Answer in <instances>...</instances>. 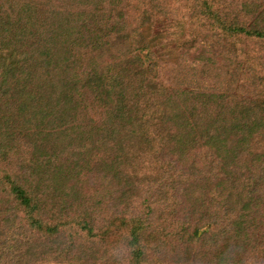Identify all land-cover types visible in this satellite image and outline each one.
Returning a JSON list of instances; mask_svg holds the SVG:
<instances>
[{
    "label": "trees",
    "instance_id": "16d2710c",
    "mask_svg": "<svg viewBox=\"0 0 264 264\" xmlns=\"http://www.w3.org/2000/svg\"><path fill=\"white\" fill-rule=\"evenodd\" d=\"M141 1L0 0V264H67L63 256L71 252L62 232L68 235L73 223L91 236V223L84 216L45 218L43 194L52 189L62 201L81 193L87 168L112 169L111 177L136 197L148 168L162 169L154 181L171 188L157 196L146 191L145 211L102 226V234L125 230L129 264H146L168 240H199L208 264H245L258 246L264 59L248 61L235 51L240 41L264 42L263 9L231 14L214 0H187L185 16L151 34L145 28L168 15L156 6L141 8ZM163 33L171 38L156 50ZM171 53L180 55V64L178 58L170 67ZM216 55L230 59L222 62L230 67L222 88ZM213 76L216 88L196 82ZM165 148L185 158L159 157ZM169 167L188 169L178 175ZM181 184L191 197L206 193L207 205L194 220L183 217L178 230L161 228L175 213L172 191ZM155 212L160 225L144 222ZM191 247V256L199 254Z\"/></svg>",
    "mask_w": 264,
    "mask_h": 264
},
{
    "label": "rangeland",
    "instance_id": "374dc122",
    "mask_svg": "<svg viewBox=\"0 0 264 264\" xmlns=\"http://www.w3.org/2000/svg\"><path fill=\"white\" fill-rule=\"evenodd\" d=\"M215 6L220 9V11H231V14L238 11H244L246 9L252 10L256 9L257 11H261L260 9H263V12L260 13L264 16V0H214ZM156 6L158 9L166 10V13L168 16L163 19L161 16L157 19V21L150 27L145 28L146 31L152 33H155L163 28H166L169 26H174L176 24L175 19L181 18L182 16L186 15V12H188V6H187V0H142L140 7L141 8H150ZM190 6V5H189ZM261 6V8H259ZM160 7V8H159ZM191 7V6H190ZM259 8V9H258ZM176 12V13H175ZM131 13V12H130ZM129 13V14H130ZM133 13V12H132ZM159 13L157 10L155 11V14ZM156 20V19H155ZM174 20V21H172ZM147 24V23H146ZM145 24V25H146ZM147 26V25H146ZM162 26V28H160ZM109 28V24H108ZM174 30L175 28L171 27L170 31ZM145 32V31H144ZM173 32V31H172ZM167 33V32H166ZM163 33L162 35H165L166 37L162 39H158L155 41V47L156 50H159L162 46L161 40L164 41L165 39L169 38V34ZM171 38V36H170ZM173 45V43L171 44ZM171 48V47H170ZM239 50L235 51L236 54H241L243 56V59L251 61V60H260L263 61L264 59V42L260 43H251L247 42L246 40L239 42ZM177 50V48H176ZM231 51V50H230ZM161 53L160 58L161 59H168L169 54H167V58H163L165 55V51H159ZM173 53V52H172ZM171 53V57L169 58L172 61V64H170V67H173L175 63L181 62V57L179 54H175L174 57ZM175 53V52H174ZM227 53V52H224ZM228 57L231 56L230 52L227 53ZM158 56V55H157ZM218 55L213 56L215 58V64L220 62V74H217L219 77L222 78V83L219 88H222L223 82H224V72H226L230 67H225L229 63L226 62L230 60L229 58L225 59V61H220L219 58H217ZM165 60V61H166ZM244 60V61H245ZM174 61V64H173ZM222 62H225L226 65H222ZM182 64V63H181ZM230 65V64H229ZM224 66V68H222ZM232 68V67H231ZM183 69V68H182ZM184 70H187L185 68ZM218 72V71H216ZM216 72L210 71L209 73H212V75ZM230 72H233L232 70ZM200 76H205L206 74H199ZM212 78V79H211ZM211 78H202L198 79L196 82H198L201 86H204V88H216L217 87V78L215 76ZM237 79V78H236ZM196 150L197 148H190L191 150ZM169 150V149H168ZM164 157L166 160H170V162L173 160L178 159L179 161L182 160V158H185L184 155L178 156L177 154L173 153L171 155L168 154V151L165 150L160 153L159 157ZM147 157V156H146ZM18 165H20L18 163ZM18 171L23 172H29L31 171L30 168H13ZM63 169L68 168H61V171ZM188 168H168L167 171L174 174H180L182 173V170H187ZM148 171L145 172L144 176V183H142V189L138 191L140 193L137 197L133 196L132 193L128 192L126 187L122 185L121 179L117 177L118 180L112 176L111 172L112 169L110 168H87V176L83 179L82 186H84V190L81 193L76 194H68L64 195L62 198V201L58 199V193L56 191L49 190L47 193L43 194L44 199V206H43V213L45 218L53 219V220H63V219H76L81 217H85V221L89 220L91 223L90 226H92V232L93 235L88 236L85 231L78 228L75 224L71 223L69 227L68 235H66V230L62 232L67 239L64 241L66 244V247L69 248L70 254H67L63 258L67 261V264H129L128 258H127V240H126V232L124 229L118 228V227H112L109 232H104L103 234L100 232L104 226L108 224L109 220L117 219L121 215H132V214H138L140 210H142V204L141 201L143 200L142 197L145 196L146 191H149V195L147 196H157L158 192L162 190V188H168L166 185L160 186L162 182H155L154 178L157 176L158 178H161L162 175V169L156 170L155 168H148ZM48 170V175H49ZM166 173V172H165ZM186 173V172H185ZM47 175V183L46 185H51L52 188H54V185L52 181L50 180L49 176ZM32 177V174H31ZM50 180V181H49ZM161 180V179H160ZM159 180V181H160ZM144 184V185H143ZM122 185V186H121ZM147 187V188H146ZM181 187V188H180ZM178 188V189H177ZM102 191H106L104 193L103 200L100 197V200L97 201V203L94 201L96 198H98L100 195L98 193H101ZM142 191V193H141ZM84 192V193H83ZM175 194V213L165 218H163L161 228H166L167 230H171L175 228L174 230L179 229V225L181 223V220L183 217L189 218V219H195L199 215V209H203L207 205V194L205 193L203 198H196L191 197L190 195H186V186L181 184V186L175 187V189L172 191ZM137 194V192H135ZM42 197V198H44ZM178 199H177V198ZM132 199H134L132 201ZM149 199V197H148ZM104 201V203H103ZM149 202V200H148ZM141 204V206L139 205ZM142 211H145L144 209ZM156 214L150 216H143L142 218L145 219L147 223L149 222L150 225L159 224L160 225V219H157L158 212H155ZM262 215H264V210H262ZM139 215V214H138ZM90 216V217H89ZM103 226V227H102ZM166 231V230H165ZM203 231H199V234H201ZM255 236L257 237L258 241L256 243V247L251 249L246 256H244V260L242 263L245 264H264V226L260 229H257L254 231ZM70 236V238H69ZM261 236H263V239H261ZM174 239V238H173ZM195 239V238H194ZM263 240V241H261ZM149 244L146 246V249L148 250L150 246V240L148 241ZM147 242V243H148ZM68 244V245H67ZM163 249H157L155 248L157 253H155L154 258L151 259V257H147L145 262L146 264H206L208 261V248H204L205 246H202L199 240L195 239L194 244L189 243H179L176 245V241L174 240H168L167 242H162ZM193 245V246H192ZM192 246V247H191ZM196 248L201 251H199V254L192 255L191 256V250ZM152 251V250H151ZM151 251H149L151 253ZM148 252V253H149ZM154 252V251H153ZM65 261V262H66ZM66 264V263H65ZM208 264V263H207Z\"/></svg>",
    "mask_w": 264,
    "mask_h": 264
}]
</instances>
